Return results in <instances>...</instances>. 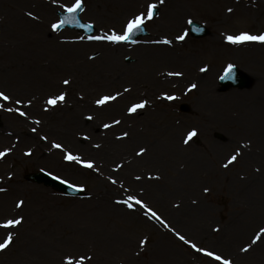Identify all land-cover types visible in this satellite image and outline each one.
Wrapping results in <instances>:
<instances>
[{
  "label": "rangeland",
  "instance_id": "rangeland-1",
  "mask_svg": "<svg viewBox=\"0 0 264 264\" xmlns=\"http://www.w3.org/2000/svg\"><path fill=\"white\" fill-rule=\"evenodd\" d=\"M194 1L83 0L81 18L96 27L93 37L121 33L129 19L157 5L159 17L144 22L149 36L118 45L51 29L75 0H0V91L11 98H0V152L10 149L0 158V224L23 218L14 228L0 227V242L13 235L0 264H222L193 243L231 264H264V110L250 109V99L264 96V44L250 43L263 47L248 60L206 55L224 48L227 35L264 33V0H243L223 21ZM189 21L210 35L192 38ZM181 34L185 39L176 40ZM164 39L183 56L158 54L153 48L168 45L157 43ZM213 39L215 48L205 49ZM229 64L250 76V88L220 92ZM211 90L221 110L211 100L203 105ZM61 92L63 102L46 103ZM142 101L146 106L129 114ZM233 102L244 111L224 107ZM182 103L191 114L179 111ZM68 152L93 167L66 160ZM40 171L81 187L85 197L67 198L28 180ZM129 195L157 216L116 203Z\"/></svg>",
  "mask_w": 264,
  "mask_h": 264
},
{
  "label": "snow or ice",
  "instance_id": "snow-or-ice-1",
  "mask_svg": "<svg viewBox=\"0 0 264 264\" xmlns=\"http://www.w3.org/2000/svg\"><path fill=\"white\" fill-rule=\"evenodd\" d=\"M53 3H56V0H53ZM160 4L164 3V0H159ZM64 7V11L68 12V13H76L77 11H83V0H75V3L72 6H63ZM157 8V5L155 3H151L147 6V11L146 14L144 12H141L137 15H135L133 18L129 19L125 26L124 29L121 33H117L114 29L111 30L110 34L109 33H104L103 35H97L95 37H91L90 39H94L95 41H99V42H107L110 44H127V43H135V41L132 39L133 36H135V34L139 31L143 30V24L145 22V19L151 20L154 16V10ZM229 12H232V9L229 8L228 9ZM29 16H32V13H28ZM70 19L66 18L64 20H59L58 22H54L50 25L51 29L53 31H58L59 29H61L62 27H64V25L66 23H70ZM189 23H191V21H189ZM89 29H91L93 27V25L89 24L87 26ZM79 39L83 40V37H79ZM185 39V35L181 34L178 35L176 37V40L178 41H183ZM226 41L230 44L233 45H240V44H246V43H260V44H264V33H260L258 35H253L249 32H240L239 34H235V35H227L225 37ZM157 43H164V44H171L172 42L170 40L164 39L163 41H157ZM233 65L229 64L227 66V70L224 73V76L221 77V79H224L226 77H228L233 69ZM207 69L202 68L201 71L204 72ZM169 75H181V73H169ZM70 81L65 79L63 81V84L65 86L69 85ZM197 87L196 84H192L190 86V89H195ZM129 89H125V91H128ZM66 93L61 92L58 96L55 97H50L46 103L48 105L51 106H55L57 104V102H63L65 100L66 97ZM117 96H119V93H117L116 95H112V96H102L99 99L96 100V105L97 106H102L104 105L106 102L108 101H112L115 100L117 98ZM0 98H2L5 101H9L11 98L6 95L4 92L0 91ZM167 99L171 100L173 99L172 96H166ZM16 104H20L21 101L19 99L14 101ZM31 103V101H29V104ZM147 101H142L141 103L138 104H134L132 105L129 109L128 112L129 114L135 113L137 111V109H142L146 106ZM0 107H3V105H0ZM48 109L45 108V111H47ZM7 111H13L12 108H8ZM21 116H24L25 113L24 112H20ZM86 119L91 120L92 117L88 116L86 117ZM36 123H40V121H36ZM114 123H119V121H115ZM111 125L109 124H105L104 128H109ZM33 131H35V129H33ZM124 136H127V133L123 134ZM196 136V131L193 130L191 132L188 133L187 139L185 140V143L188 142V140H190L192 137ZM86 138V137H85ZM46 139V138H45ZM54 148H61L62 146L58 143H53L52 145ZM96 147H99V145H96ZM10 149H6L4 152H0V158H2L7 152H9ZM145 151V149H140V152L137 153L138 155H142L143 152ZM31 153H26V155H30ZM240 155L239 152H237L235 155H232L231 158L228 160V163L225 164L224 166L227 167L228 165L232 164L233 162H235L237 160V157ZM65 159L68 161H75L77 163H84L85 167L88 168H92L93 164L91 162H82L80 156L78 155H73L72 153L68 152L65 156ZM157 179L159 177H156ZM136 179H140V177H136ZM112 183H116L115 180H112ZM0 191H4V189H0ZM205 191L207 192L208 189H205ZM134 202V203H133ZM116 203H122L124 205H126L128 208L133 209L134 208V204L138 205L140 208L145 210L146 214H150L152 217H156L157 214L148 207V205L141 199H139L138 197L134 196V195H129L127 196L126 199L124 200H117ZM23 205V201H19L17 203V207H21ZM22 217L18 218V219H8L5 223L0 224V227L2 228H14L18 225H20L22 223ZM219 229H216V231H218ZM262 232H264V229L261 230ZM179 239L181 241H184L185 243H189V241H187L185 239V237L183 235H180L179 233H177ZM260 239V236L257 235L256 238L252 241V243H256L258 240ZM13 243V235L11 233H9L6 237V239H4L3 242H0V251H4L5 249H7L11 244ZM146 243V241H142L141 244ZM192 248L196 249L197 251H201L203 252L207 257L211 258L214 261H221L222 264H231V261L227 260V259H223L221 255L215 253L214 251L211 250H205L203 248H198L196 244H192L191 245ZM250 246L248 247H244L241 250L244 252L249 251Z\"/></svg>",
  "mask_w": 264,
  "mask_h": 264
},
{
  "label": "bare ground",
  "instance_id": "bare-ground-1",
  "mask_svg": "<svg viewBox=\"0 0 264 264\" xmlns=\"http://www.w3.org/2000/svg\"><path fill=\"white\" fill-rule=\"evenodd\" d=\"M242 2H243V0H219L218 4H216L215 2L208 1V0H196V1H194V3H199L202 7H204L205 9L209 10L212 14H214L215 18L221 19L222 21L228 15H232V14H234V12L239 11L240 10L239 6ZM168 5L165 4V6L167 7V10H168V13H169L170 8ZM229 8L232 9V12L228 11ZM171 14L175 17V15L173 13H171ZM166 15L167 14L165 13V16ZM169 16H170V14H169ZM227 18H230V17H227ZM227 18L225 20H227ZM221 23H223V22H221ZM41 40H43V39L41 38ZM212 41H213V43H211V42L208 43L207 44L208 46L205 49H209L211 47L215 48L214 44L217 43V39H213ZM223 45H224V48L221 47V48L217 49L216 51H213V53H207L206 54L207 57L213 55L216 58H222V57L226 56V54L231 53L232 58H235V59L242 58V59L248 60L251 58H255V56H256L255 52H258L259 49L261 47H263L262 45H256V44H250V43L233 45V44L228 43L226 41V39L224 40ZM153 49H155L158 54H163L166 56H173V57H177L180 55L183 56L182 51L178 47H176L174 44L156 45V46H154ZM245 49H247V50H245ZM187 62H188L189 66L194 68L192 59H188ZM166 63H168V62H166ZM195 63H196V61H195ZM208 63H210V62L208 61ZM159 64L160 63L158 62L157 65H159ZM157 65H156V63H152L150 68L154 69ZM157 68H159V67L157 66ZM213 95H214L213 90L209 91L208 94H205L204 98L202 99L203 105L211 100L213 103L217 104L219 107L220 103L218 101L216 102V99L214 98ZM254 97L255 98L250 99V104L253 106V107L251 106L250 109L254 108L256 111H258L259 109L264 110V96L262 98L261 96L255 95ZM221 104H222V102H221ZM228 106H230V108L238 107L240 110H243V111L245 109V107H243L244 104L242 105L240 102H233L231 105L224 103V107H228ZM257 108H259V109H257ZM219 110H221L220 107H219ZM221 113H222V111H221Z\"/></svg>",
  "mask_w": 264,
  "mask_h": 264
},
{
  "label": "water",
  "instance_id": "water-1",
  "mask_svg": "<svg viewBox=\"0 0 264 264\" xmlns=\"http://www.w3.org/2000/svg\"><path fill=\"white\" fill-rule=\"evenodd\" d=\"M81 11H77L76 13H66V14H60L61 20H64L66 18L70 19V23H66L64 27L61 29H64L66 27H69L71 29L77 30V31H83L86 35H92L95 31V29L92 27L89 29L87 24H84L80 18ZM190 31L193 37L200 38L204 37L209 34V32L201 25L197 23H192L190 26ZM146 34L145 29L143 28L142 31H139L133 36V40L141 35L144 36ZM221 85L223 87V90H226L231 87H240V88H246L251 85L250 81L248 80L247 76H245L241 71H239L236 68L232 69L231 74L222 79ZM182 111L188 112L189 108L184 105L181 107ZM31 180H34L36 183L44 184L47 187L53 188L54 190L61 192L65 194L66 196H81L82 193L80 190L76 189L73 186H70L69 184H66L64 182H61L60 180L53 178L45 173H38L31 175L29 177Z\"/></svg>",
  "mask_w": 264,
  "mask_h": 264
}]
</instances>
